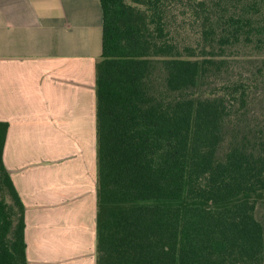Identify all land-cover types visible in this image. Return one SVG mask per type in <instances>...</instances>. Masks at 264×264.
Here are the masks:
<instances>
[{"label":"trees","instance_id":"1","mask_svg":"<svg viewBox=\"0 0 264 264\" xmlns=\"http://www.w3.org/2000/svg\"><path fill=\"white\" fill-rule=\"evenodd\" d=\"M96 264H264V0H99ZM260 59L233 78L230 60ZM0 264H27L3 165Z\"/></svg>","mask_w":264,"mask_h":264},{"label":"crops","instance_id":"2","mask_svg":"<svg viewBox=\"0 0 264 264\" xmlns=\"http://www.w3.org/2000/svg\"><path fill=\"white\" fill-rule=\"evenodd\" d=\"M99 0H0L2 161L27 264H96Z\"/></svg>","mask_w":264,"mask_h":264},{"label":"rangeland","instance_id":"3","mask_svg":"<svg viewBox=\"0 0 264 264\" xmlns=\"http://www.w3.org/2000/svg\"><path fill=\"white\" fill-rule=\"evenodd\" d=\"M252 61H247L243 57H238L236 59L230 60L231 70L233 78L239 77H254L257 75V68L260 65V59L253 56ZM256 96H258V101L255 104V111L264 109V83L259 82L257 86ZM258 218L264 223V205H261L258 209Z\"/></svg>","mask_w":264,"mask_h":264}]
</instances>
